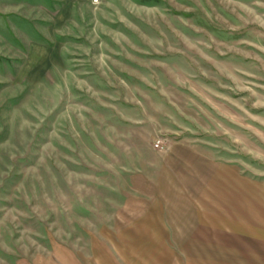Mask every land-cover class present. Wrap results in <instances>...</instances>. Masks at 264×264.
<instances>
[{"label": "rangeland", "instance_id": "obj_1", "mask_svg": "<svg viewBox=\"0 0 264 264\" xmlns=\"http://www.w3.org/2000/svg\"><path fill=\"white\" fill-rule=\"evenodd\" d=\"M0 264H264V0H0Z\"/></svg>", "mask_w": 264, "mask_h": 264}, {"label": "crops", "instance_id": "obj_2", "mask_svg": "<svg viewBox=\"0 0 264 264\" xmlns=\"http://www.w3.org/2000/svg\"><path fill=\"white\" fill-rule=\"evenodd\" d=\"M197 199V196H193L192 194L186 192L185 202L188 210L182 215L183 218H185L184 227L180 221H169L171 224L170 230L172 232H185L184 240L186 244L192 238V234L197 231L198 227H200L201 223L203 222V214L200 210V207L198 206Z\"/></svg>", "mask_w": 264, "mask_h": 264}]
</instances>
